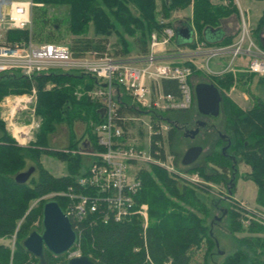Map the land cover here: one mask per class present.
<instances>
[{
    "label": "trees",
    "instance_id": "16d2710c",
    "mask_svg": "<svg viewBox=\"0 0 264 264\" xmlns=\"http://www.w3.org/2000/svg\"><path fill=\"white\" fill-rule=\"evenodd\" d=\"M33 1L69 6L68 45L71 53L76 56L85 52H93L95 55L129 54L122 32L130 36L135 52L143 54L147 51L150 33H159L163 26H170L164 19L168 18L171 11L188 5H191V24L188 27L192 34L189 42L177 46L194 47L193 32L196 41L203 42L206 46L231 44L236 34H222L219 31L220 20L237 13L233 0H159L158 6L157 0ZM257 23L258 29L264 27V11ZM89 26L91 36L86 34ZM112 34L116 38L110 43L108 37ZM27 36V30L5 32L7 41L26 39ZM175 39L174 34L173 41ZM253 40L258 47L263 46L259 35ZM179 65L188 66L190 76L201 73L190 61H183ZM211 77L213 81L209 83L220 90L228 88L233 82L230 71ZM48 82L52 86L45 88ZM94 84L92 76L76 71L38 73L30 79L16 71L0 74V98L8 92L19 93L28 90L31 85L35 87V110L41 119L34 141H29L25 146L17 144L6 134L0 121V236L14 235L12 249L0 243L1 264H37L38 259L29 254L21 242L31 230L40 229V209L46 199L38 198L48 192L63 190L72 183L71 175L76 174L83 163L81 155L70 152L77 149L76 142H68L64 147L68 151L64 152V148L50 146L49 138L62 121L72 122L76 119L84 124L85 137L95 147L91 128L100 121L101 115L99 105L86 96V91ZM159 87L163 93L178 94L177 83L173 79H161ZM221 112L224 116L223 131L228 138L226 145L233 156L237 155L238 160L248 166V172L243 178L254 184V202L264 208V103L256 97L253 106L242 111L222 98ZM169 113H160V118L167 123L163 139L165 136L168 144L172 142L176 132L175 127L166 120ZM155 139L161 140V136H151L149 152L154 155L157 150L158 156L162 157L163 143L154 146ZM43 154H52L62 161L65 173L52 175L40 162ZM230 156L213 150L203 156V160L211 163L214 161L221 168L218 172L212 166L206 172V163L202 166L183 167L189 172H197L205 180L227 182L226 169L230 168L229 163L233 161ZM218 159L219 163L216 162ZM224 161L228 162V167ZM29 167H32V172L28 178L24 182H16L14 176ZM138 176L141 185L135 199L138 203L147 204L148 222L144 230L140 219L136 217L127 222L86 226L81 235V255L87 256L94 264H191V251L204 244L205 261L211 247L215 245L206 222L208 199L205 197V185L178 179L154 165H150L148 169L142 168ZM232 186L234 187L233 183L227 187ZM35 199H38L35 204L29 206V202ZM53 199L63 210L64 199ZM223 211L225 213L223 209L221 214H224ZM227 212V230L232 236L234 249L223 257L221 264H264V236L235 235L241 230L239 214L231 210ZM254 227L255 223L250 224L247 231L255 232ZM43 256L45 264L66 262L64 253L54 256L44 251Z\"/></svg>",
    "mask_w": 264,
    "mask_h": 264
},
{
    "label": "built area",
    "instance_id": "2783aa9c",
    "mask_svg": "<svg viewBox=\"0 0 264 264\" xmlns=\"http://www.w3.org/2000/svg\"><path fill=\"white\" fill-rule=\"evenodd\" d=\"M41 4L33 0H0V36L7 30L28 31L26 39L0 40V74L16 71L30 79L38 73L76 71L89 74L95 80L94 86L86 91V96L99 105L101 115L100 121L91 128L95 147L86 137L85 149L71 150L87 163L83 160L78 172L71 175L72 183L63 190L40 197L43 200L64 199L62 211L75 234V240L64 253L68 259L81 255V235L86 226L127 222L136 217L144 230L147 204L135 199L141 185L138 175L142 168L158 166L178 179L202 184L196 174L189 176L186 171L177 170L173 154L162 144L167 123L160 118V113L185 110L193 103L190 68L179 65L188 60L181 61V56L189 59L200 56L206 68L209 59L227 56L234 70V60L240 57L246 60L241 71L264 76V49L253 42L241 17L235 39L228 45L206 46L196 41L193 32L194 47H169L174 31L171 26H163L159 33H150L147 51L143 54L85 52L76 56L67 43L32 39V7ZM161 79L175 80L178 94L163 93L159 87ZM29 90V93L2 98V105L11 103L7 115L22 114L20 118L26 115L27 103L36 99L34 87ZM14 120L9 128L10 137L17 143L31 141L38 128L37 122H33L32 127L20 125L17 118ZM158 134L161 140L155 139L154 146L163 145L162 157L157 150L154 155L149 152L151 136ZM233 210L243 224L264 219V214L239 200L233 202ZM145 258L148 259L146 254Z\"/></svg>",
    "mask_w": 264,
    "mask_h": 264
},
{
    "label": "rangeland",
    "instance_id": "374dc122",
    "mask_svg": "<svg viewBox=\"0 0 264 264\" xmlns=\"http://www.w3.org/2000/svg\"><path fill=\"white\" fill-rule=\"evenodd\" d=\"M157 6L159 5V0L156 1ZM69 6L67 4H53V3H42L41 5H36L32 7V15H31V27L30 33L31 37L34 41H51V42H62L69 44L70 35L67 30V13ZM253 8V6H252ZM257 8H264V0H256L254 2V8L251 12H253ZM174 17H180L176 19H184L188 20L185 16H174L172 15V11L170 12L167 20L171 27L178 28L182 27L180 23L175 21ZM252 20V19H251ZM165 21V20H164ZM244 21L247 24L248 31L250 32V27L252 24L249 22L246 14H244ZM191 24V21H189ZM241 24V19L238 17L237 22L234 23L235 28L237 27L239 30ZM185 26V25H184ZM6 32V31H5ZM5 32H1L0 40H5ZM262 32L264 34V27L262 28ZM3 34V35H2ZM88 36H91V28L89 26L88 31L86 32ZM123 37L125 38V43L128 46V52L135 53V49L131 44V38L127 34L122 32ZM116 38L114 34L108 37V41L110 43ZM264 38V37H263ZM172 45H168L169 47ZM185 49V48H183ZM181 61L190 60V62L194 65V67L200 71L201 73L192 74L189 78V82L192 88L199 83L213 81L212 75L222 74L223 72L229 71L232 74L233 82L228 88L219 89L220 92V112L215 117H207L206 115H200L197 112L195 99L193 100L192 105L188 108V127H192L193 120L197 119L200 122L206 124V128L202 129L199 127L197 133L193 136V138H189L187 136H183L181 132L177 131L174 133L173 140L170 144L166 142L165 136L163 140L164 148L170 151L174 156L175 167L179 171H186L189 176L196 174L198 180L205 185V197L208 199L206 202V222L209 225V231L212 236L213 241H215V245L211 247V251L209 256L203 260V252L205 245L201 244L198 249H193L191 251V264H221L223 257L226 254H229L234 249V242L231 234L228 232V212L227 210H233V202L236 200L242 201L248 207L252 209H256L260 213L264 214V208L257 204L254 201H251L253 193L255 191V186L253 183L243 178V175L248 172V166L238 160V156L234 155L228 146L226 145L227 136L223 131V122L224 116L221 112V102L222 98L229 101L231 105L238 110L245 111L246 109L253 106L254 98H259L264 103V76H256L253 74H249L247 72H243L240 70H234L233 64L229 65L228 57L222 56L219 58H211L207 62V68L205 67V61L200 56L193 57L189 59L186 56H181ZM215 60H218V63H214ZM222 60V61H221ZM235 66V65H234ZM236 68V66H235ZM244 74L242 76L238 74ZM88 80V78L86 79ZM33 86V85H31ZM52 83H46L45 88H50ZM34 87V86H33ZM30 89V88H29ZM24 90L23 92H8L0 98V121L2 123L3 131L8 134L10 131L11 122H14V118H17L20 125H29L34 127L33 122H37L38 128L33 132V139H35V133L39 129V125L41 119L39 115L36 114L35 110V102L27 103V108L25 109L26 115L23 118H20L22 114L16 116L18 113H15L13 117L7 115V109L11 106V103H1L2 98L9 95L23 94L29 93L30 90ZM35 89V87H34ZM78 92V91H77ZM79 94V92H78ZM79 96V95H77ZM35 98H36V90H35ZM170 112L169 114H171ZM166 115V113H165ZM170 117V116H169ZM74 122V123H73ZM15 124V123H14ZM57 130V131H56ZM56 130L51 134L53 136V142L51 146L53 148H57L59 146L66 145V142H76V148L85 149V144H83L86 140L84 133V124L79 120L74 119L72 122H66L65 120L57 126ZM17 143V142H16ZM31 143V142H30ZM19 145H28V142L25 143H17ZM191 145H199L201 146V152L189 166L197 165L202 166L206 163L207 166L204 167L206 172H209V167L212 166L217 169V172L221 170V168L217 167L214 161L211 163L210 161L203 160V156L206 155L210 151H216L219 153L220 151L228 156L231 154V160L229 163V169H226L227 182H219L205 180L202 178L197 172H189L185 167L181 166L180 158L183 152L187 147ZM41 164L53 175H61L65 173L64 163L60 161L58 158L53 156L52 154H43L40 157ZM216 162H220V159L216 160ZM226 167H228V162L224 161ZM188 166V167H189ZM146 167V169H148ZM185 168V169H184ZM230 179V180H229ZM231 183L234 184V187H227ZM227 185V186H226ZM228 190H230L228 192ZM242 197V198H240ZM40 199V198H38ZM31 200L29 202V206H33L35 202L38 200ZM225 210L224 214H221V210ZM196 213L198 211H195ZM199 216L200 213H197ZM19 222V221H18ZM148 222V215L146 216V225ZM240 223V222H239ZM255 223L254 230L255 232H248L247 227ZM145 225V227H146ZM241 230L236 232L235 235H248L253 234L257 236H264V219L257 218V220H251L248 224L240 223ZM11 236H0V243L6 246H9L10 249L13 248V240L14 238Z\"/></svg>",
    "mask_w": 264,
    "mask_h": 264
},
{
    "label": "water",
    "instance_id": "95a60500",
    "mask_svg": "<svg viewBox=\"0 0 264 264\" xmlns=\"http://www.w3.org/2000/svg\"><path fill=\"white\" fill-rule=\"evenodd\" d=\"M176 44L190 41L191 29L188 25L174 28ZM196 109L199 114L215 117L220 112V92L209 82H202L193 87ZM196 127L191 130L189 138H193ZM201 152V146L191 145L186 148L180 158V164L190 165ZM32 172V167L14 176L16 182H24ZM224 213V211H223ZM75 240L74 231L68 218L54 199L45 200L40 209V229L31 230L22 240L23 248L38 259L37 264H45L43 253L49 252L57 256L65 253ZM1 264V263H0ZM65 264H94L87 256L77 255L66 259Z\"/></svg>",
    "mask_w": 264,
    "mask_h": 264
},
{
    "label": "crops",
    "instance_id": "0c3cea01",
    "mask_svg": "<svg viewBox=\"0 0 264 264\" xmlns=\"http://www.w3.org/2000/svg\"><path fill=\"white\" fill-rule=\"evenodd\" d=\"M211 1L212 2H218V0H211ZM255 1L256 0H233V3L235 4V7L237 9V13H232L229 16H227L225 18H222L220 20L219 31L222 34H227V33H229V34L233 33L234 34V33H236L238 31V28L237 27L235 28L234 23L237 22L238 17H240V18L242 17L244 19V14H246V17L248 18L249 22L252 24V26L250 27V32H249V35H250L251 39L253 40L255 38V36H258L259 35L260 40H261L262 45H263L260 48L261 49H264V38H263L264 37V34L262 32V28L263 27H260L259 29L257 28L258 27V23H257L258 18L262 14V12L264 11V8H257L253 12H251L253 10V8H254V2ZM37 3H41V2H37ZM252 6H253V8H252ZM172 15H174V16H177V15L178 16H181V15L185 16L188 20L176 19V18H180V17H174L175 18L174 20L175 21L177 20V22L180 23V25L182 27H184V25H188L190 23L189 21H190V18H191V5H188L187 7L183 8V9L173 10L172 11ZM164 20L167 21L169 19L166 18ZM170 26H171V24H170ZM30 35H31V33H30ZM234 39H235V36L232 38V41H234ZM253 42H254V40H253ZM177 45H180V44H176V42L173 41L172 42V45L170 47H174V46H177ZM136 53L137 52H135V53H129V54H136ZM137 54H140V53H137ZM218 62H219L218 60H215L214 61V63H218ZM234 62H235L236 70H240L241 71V70L244 69V63L246 62L245 59L238 57V58H236L234 60ZM58 72H61V71H58ZM49 139H50L49 142H50V146H51V143L53 142V136L50 135V138ZM67 145H68V142H66V145H63L62 147L59 146L57 148L58 149L59 148H64ZM83 160H84L85 163H87V160L86 159H83ZM55 176H57V175H55ZM254 196H255V191H254L253 196L251 198V201L252 202L254 201ZM240 198H242V197H240Z\"/></svg>",
    "mask_w": 264,
    "mask_h": 264
},
{
    "label": "flooded vegetation",
    "instance_id": "af4514ba",
    "mask_svg": "<svg viewBox=\"0 0 264 264\" xmlns=\"http://www.w3.org/2000/svg\"><path fill=\"white\" fill-rule=\"evenodd\" d=\"M188 110L189 109L180 110L176 112L174 111L169 115L170 117L169 116L166 117V120L175 127V130L181 132L183 136H187V137H189V135L191 134L190 131L193 130L195 127L197 131L199 127H201L202 129H204V127L205 128L207 127L206 124L200 122L197 119L193 120L192 127H188L187 125L188 124V115H187Z\"/></svg>",
    "mask_w": 264,
    "mask_h": 264
}]
</instances>
